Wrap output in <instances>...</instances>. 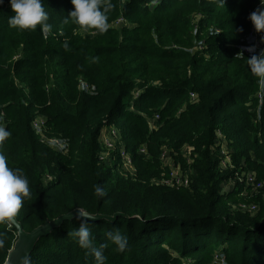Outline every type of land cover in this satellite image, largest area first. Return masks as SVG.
Listing matches in <instances>:
<instances>
[{"label":"trees","instance_id":"1","mask_svg":"<svg viewBox=\"0 0 264 264\" xmlns=\"http://www.w3.org/2000/svg\"><path fill=\"white\" fill-rule=\"evenodd\" d=\"M111 3L109 28L99 33L65 23L71 0H43L47 34L40 25L10 27V0L0 3V127L11 132L0 153L10 168L23 170L30 187L14 218L31 233L77 210L95 216L89 228L94 244L106 246L104 264H211L221 252L227 264H264L263 195L242 196L239 183L222 191L241 171L264 182L260 78L249 56H236L260 0ZM259 39L264 49V32ZM38 115L47 119L49 138L67 140L66 153L40 140L33 128ZM113 125L135 177L122 175L117 151L111 165L100 158L102 129ZM218 131L232 151L234 170L220 167ZM142 146L147 156L139 154ZM185 147L194 148L191 186L152 184L165 173L164 149L187 167ZM96 185L106 195H97ZM242 202L258 203L260 211H237ZM79 224V218L65 221L40 238L24 264H96L68 235ZM117 229L128 238L124 251L109 237ZM0 233V264H6L18 232L7 221L0 222Z\"/></svg>","mask_w":264,"mask_h":264},{"label":"clouds","instance_id":"2","mask_svg":"<svg viewBox=\"0 0 264 264\" xmlns=\"http://www.w3.org/2000/svg\"><path fill=\"white\" fill-rule=\"evenodd\" d=\"M2 2L3 0H0V3ZM219 2L224 4V0H219ZM71 4L73 10L68 14L65 23L70 19L84 31L96 30L99 33H104L108 30L107 13L113 7L111 0H71ZM10 7L13 13L8 18L10 27L26 30L35 29L37 25H40L42 32L50 31L51 25L47 23L48 14L43 7V0H10ZM249 20L257 32H264V0H260V6L250 14ZM67 47L65 44V48ZM244 51L253 53L247 59V63L251 71L260 78V84L264 85V50L256 55L255 46H249L242 49L236 56L244 57ZM10 135V131L0 127V142ZM95 193L99 196L106 195L104 189L99 185L95 186ZM29 195V181L23 170L10 168L5 155L0 153V222L13 220L22 207L23 198ZM77 216L80 220L79 227L68 235L76 239L79 245L94 257L96 264H104L103 250L106 246L101 244L97 247L94 244L89 228V221L95 220L96 217L79 210H77ZM109 237L119 251L126 249L128 238L122 235L118 229L109 233ZM4 244V234L0 233V247H3Z\"/></svg>","mask_w":264,"mask_h":264},{"label":"built area","instance_id":"3","mask_svg":"<svg viewBox=\"0 0 264 264\" xmlns=\"http://www.w3.org/2000/svg\"><path fill=\"white\" fill-rule=\"evenodd\" d=\"M258 5L256 9L259 7ZM255 9V10H256ZM254 10V11H255ZM252 13V12H251ZM250 13V14H251ZM248 15V22L250 23V33L244 39L242 45L239 46L240 51L245 49L249 46H255V54L259 55L262 51V46L260 44L259 39V32H257L252 25L251 21L249 20ZM125 23L122 19L119 21V25L121 26ZM220 31L214 29L213 33H219ZM203 43H200V49H202ZM264 50V49H263ZM253 53H249L244 51V56L251 57ZM260 80V79H259ZM259 82V81H258ZM259 90L257 92V99L260 105L263 104L264 101V85H261L259 82ZM85 89H88V86L84 85ZM140 95V91L134 93V98H137ZM192 101L196 100V96L194 94L191 95ZM156 120L159 119V116H156ZM44 122L39 118L38 121L34 123V129L37 133L42 134V125ZM216 143L215 149L219 151L220 156V167L223 171H231L234 170L235 165L233 163L232 158V151L230 150L227 141L225 140L224 135L218 131L216 133ZM63 140V141H62ZM47 143V142H46ZM100 143L102 146L101 152V160L104 161L107 165L112 164V153L116 152L121 157L122 166H121V173L122 175L127 178L135 177L136 176V168L133 165L131 160L130 154L126 151L125 144L122 141L121 133L117 127L113 126H106L102 129L100 135ZM58 153H66L68 151V142L65 139L56 140V144L53 147ZM139 154L147 156V149L142 146L139 149ZM194 148L193 147H185L183 151V158L187 163V168H184L181 163H177L174 160V157L177 155H171V151L164 149L162 155L160 157L163 167L165 169V173L160 179H154L151 181L152 184L156 185H163L167 186L168 188L174 189H188L191 184L193 183V177H195V170L193 169L192 165L194 162ZM237 183L244 184V191L242 196L251 197L257 196L262 194V199L264 201V182H257L256 175L253 172L248 171H241L235 175V178H230L222 184V191L224 194H228L234 190L237 186ZM260 205L257 203H249V202H242L235 206L237 211L250 214L255 216L260 211ZM219 262L218 264H227L225 260V256L221 254L218 256ZM189 264V263H187Z\"/></svg>","mask_w":264,"mask_h":264},{"label":"water","instance_id":"4","mask_svg":"<svg viewBox=\"0 0 264 264\" xmlns=\"http://www.w3.org/2000/svg\"><path fill=\"white\" fill-rule=\"evenodd\" d=\"M79 211L83 212L82 210ZM75 218H78L77 211L61 216L53 222H48L31 233L25 232L22 225L15 218H13V220L9 221V223L17 230L18 241L13 250L10 252L6 264H24L40 238L45 237L51 231L60 227L65 221H71Z\"/></svg>","mask_w":264,"mask_h":264},{"label":"rangeland","instance_id":"5","mask_svg":"<svg viewBox=\"0 0 264 264\" xmlns=\"http://www.w3.org/2000/svg\"><path fill=\"white\" fill-rule=\"evenodd\" d=\"M255 9H256V7H255ZM254 9V10H255ZM253 10V11H254ZM252 11V12H253ZM195 16H199V15H195ZM197 21V19L194 21V23ZM211 32V31H210ZM212 33H213V31H212ZM46 34H47V32H46ZM216 34V33H215ZM245 41V40H244ZM262 50H263V48H262ZM259 104V103H258ZM260 105V104H259ZM41 119L43 122H44V124L42 125V134H39V133H37L36 131V133H37V135H38V137L40 138V140L44 143V144H46L47 146H49V147H51V148H53L54 146H55V144H56V140H59V139H61V138H56V137H52V138H49L50 136L48 135L49 133H47V125H46V122H47V119L45 118V117H43V116H41V115H38L37 117H36V119L34 120V122H33V128H34V123H35V121H38V119ZM151 121V123H154V119H151L150 120ZM35 130V129H34ZM64 139V138H63ZM63 141V140H62ZM47 142V143H46ZM176 158H179V157H176ZM185 164L187 165V163L185 162ZM188 167V166H187ZM186 167V168H187ZM154 179H156V178H154ZM153 179V180H154ZM221 252V251H220ZM222 253V252H221ZM221 253L219 254V253H216L215 255H214V258H213V262L211 263V264H218V262H219V259H218V256L220 255L221 256ZM188 262H185L184 264H187Z\"/></svg>","mask_w":264,"mask_h":264}]
</instances>
